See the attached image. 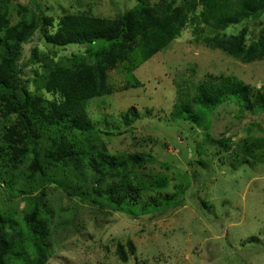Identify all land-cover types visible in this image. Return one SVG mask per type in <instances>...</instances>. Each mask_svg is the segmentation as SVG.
Segmentation results:
<instances>
[{
  "label": "rangeland",
  "instance_id": "1",
  "mask_svg": "<svg viewBox=\"0 0 264 264\" xmlns=\"http://www.w3.org/2000/svg\"><path fill=\"white\" fill-rule=\"evenodd\" d=\"M139 6L135 0H7L4 8L10 23L21 15L29 18L33 9L41 11L51 17L52 32L65 12L113 18ZM22 7L27 11L20 14ZM199 27L202 32L194 33L187 26L148 60L137 43L127 60L107 72L110 93L86 102L87 115L110 153L120 157L141 153L147 160L145 170L135 173V180L139 177L145 183L137 202L121 213L87 200L92 194L86 168L83 173L69 171L75 180L80 177L84 196L68 195L58 184L44 186L47 264H264V110L238 114L236 106L227 102L212 111L208 129L178 124L172 117L175 105L186 102L195 85L208 77H236L253 92H264V57L242 62L203 39L243 33L246 44L256 43L264 37V8L224 28L211 22ZM106 45L97 41L54 46L37 30L23 46L19 67L31 92L60 99L44 88L47 66L77 55L86 57ZM130 107L135 109L134 117ZM13 121V116L8 120L0 116V145ZM205 131L229 138V148L211 144ZM29 162L30 158L18 169L5 171L7 182L0 179V212L25 234L22 214L27 197L38 191L29 177ZM4 168L0 165V170ZM62 172L57 174L58 182L70 181ZM128 240L134 251L121 262L116 244L122 242L129 253Z\"/></svg>",
  "mask_w": 264,
  "mask_h": 264
},
{
  "label": "trees",
  "instance_id": "2",
  "mask_svg": "<svg viewBox=\"0 0 264 264\" xmlns=\"http://www.w3.org/2000/svg\"><path fill=\"white\" fill-rule=\"evenodd\" d=\"M135 2L140 5L138 8H129L113 18L83 11L65 12L51 32V17L36 9L29 18L21 15L16 22L10 23L4 8L7 0H0L3 6V10L0 6V116L6 120L14 117L9 123L7 137L0 145V165L5 166L4 171L0 170V179L7 182L6 172L18 169L30 158L29 177L34 178V188L38 190L34 195L28 192V207L22 214L28 228L26 234L0 212V264H47L50 249L44 237L48 227L42 213L48 210L42 203L43 188L47 184H58L68 195L77 192L84 196L80 177L75 180L70 170L83 173L86 168V176L91 178L89 193L92 194L87 200L97 207L121 213L125 207L131 209L137 202L145 182L139 177L135 180V173L145 170L147 160L141 153H128L125 157L110 153L86 111V102L90 98L110 93L106 79L108 71L127 60L137 43L142 46L143 59L148 60L187 26H191L194 33H201L199 26L210 22L224 28L258 15L264 8V0ZM26 11L22 7L18 12ZM37 30L54 46L107 42L106 46L98 47L86 57L77 55L66 59V63L58 61L47 66L43 75L44 88L58 94L60 99H46L31 92L19 67L23 46ZM203 39L242 62L264 57V37L250 44L244 42L243 33ZM31 53L34 59L36 50ZM254 91L236 77H208L195 85L186 102L175 105L173 122H187L192 128L203 126L208 129L212 111L227 102L236 106L238 114L254 108L264 110V92ZM128 111L135 116L134 107ZM123 119L128 125L127 115ZM101 132L111 134L105 130ZM204 134L211 144L229 148V138L216 137L207 131ZM61 171L60 175L70 181L58 182L57 174ZM65 183H70L69 186L74 183V187L70 189ZM151 183L155 184V180ZM253 240L250 238L249 241ZM126 245L129 253L122 242L116 244L115 252L121 262L134 251L131 241L128 240Z\"/></svg>",
  "mask_w": 264,
  "mask_h": 264
}]
</instances>
